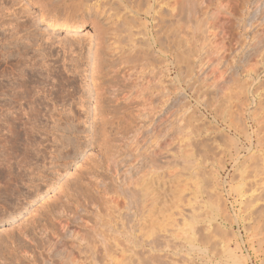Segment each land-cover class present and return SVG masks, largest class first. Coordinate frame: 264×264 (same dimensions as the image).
<instances>
[{
	"label": "rangeland",
	"instance_id": "1",
	"mask_svg": "<svg viewBox=\"0 0 264 264\" xmlns=\"http://www.w3.org/2000/svg\"><path fill=\"white\" fill-rule=\"evenodd\" d=\"M237 1L140 0L131 48L72 25L81 0H0V264H264V47L219 31Z\"/></svg>",
	"mask_w": 264,
	"mask_h": 264
},
{
	"label": "bare ground",
	"instance_id": "2",
	"mask_svg": "<svg viewBox=\"0 0 264 264\" xmlns=\"http://www.w3.org/2000/svg\"><path fill=\"white\" fill-rule=\"evenodd\" d=\"M152 1V0H151ZM158 4L161 3L164 5V3L166 2V0H155ZM202 1V0H201ZM239 1V0H238ZM237 1V2H238ZM140 0H93V2H89L88 0H81V5L77 6L75 9H71L72 10V13H71V16L73 17L72 18V25H77V26H82L85 24V22L91 18V16L93 15V13L95 14V20H96V24H95V30H96V34H97V39H98V44L101 46H107V47H116V46H121V44L125 45V46H128V47H135L137 45L140 46V44H144L145 41H141V39H139L138 35H142V33L145 31L144 28V31L142 32V30H139V29H135L134 27L135 26H132V23L133 25L135 24L136 20H138V15H140L141 13V10H143L144 14L145 12L147 14H149V11L148 10H145L143 9L144 6L142 4L139 3ZM173 2V5H171V10L175 11V8H177L179 6L182 7L183 11L185 10L187 12V17H191V16H194L195 14L197 15V12L200 13L197 9V4L199 2V0H172ZM169 3V1L167 2ZM236 3V2H234ZM171 4V3H169ZM203 4V3H202ZM225 4V3H224ZM233 4V3H232ZM168 5V4H167ZM238 5V6H237ZM235 5L236 8H233L235 10L232 11V14H238L237 18H238V21L235 22V21H232L230 23V21L228 22V18H227V22L230 23V25H220V27L218 26V24L216 25V27L218 26V28L220 29L219 31L222 32V33H227V34H232V33H229V32H232V30L234 31L235 29H238L237 30V34L240 38V40L236 39L237 42L234 43L232 39H230L229 37V41L231 43H229V46L232 45V44H236L238 47H241V48H244L246 49L247 52H255L256 50H260L264 47V0H240L239 4ZM143 6V7H141ZM160 6V5H159ZM217 6V5H215ZM225 6V5H224ZM227 6V5H226ZM225 6V7H226ZM147 7L149 8V5L146 6V9ZM199 7V5H198ZM222 7V5H221ZM157 8V7H156ZM164 8V7H163ZM169 8V7H168ZM201 8V6H200ZM206 8V7H205ZM216 8V7H215ZM224 8V7H223ZM227 8V7H226ZM225 8V10H226ZM229 8V7H228ZM231 8V7H230ZM229 8V9H230ZM178 9V8H177ZM218 9V8H217ZM222 9V8H221ZM170 10V9H168ZM179 10V9H178ZM177 10V11H178ZM201 10V9H199ZM203 10V9H202ZM151 11V10H150ZM184 11V12H185ZM205 11V10H204ZM228 11V10H227ZM142 12V13H143ZM154 13V12H153ZM172 13V12H171ZM178 13V12H177ZM205 13V12H204ZM213 13V12H212ZM219 13V12H218ZM217 13V14H218ZM228 13V12H227ZM231 13V12H230ZM247 13V14H245ZM176 13L174 12V15ZM185 14V13H184ZM214 14V13H213ZM216 14V13H215ZM216 14V15H217ZM221 14V13H219ZM218 14V15H219ZM244 14L246 15V17H244ZM69 15V14H68ZM151 15V14H150ZM156 14H153V20H157V17H155ZM182 15H183V12H182ZM181 15V16H182ZM195 15V17H196ZM224 15V14H223ZM94 16V15H93ZM172 16V15H171ZM230 16V15H229ZM233 16H236V15H233ZM174 17H177V15H175ZM214 16H212L213 18ZM218 17V16H217ZM225 17V16H224ZM186 18V17H185ZM184 18V21H186V19ZM198 18V16H197ZM216 18V16H215ZM221 18V17H220ZM219 18V19H220ZM232 18V17H230ZM183 19V18H182ZM192 20V17L190 18ZM189 19V20H190ZM194 19V17H193ZM196 19V18H195ZM218 19V18H217ZM224 19V18H223ZM173 20V19H172ZM176 20V19H175ZM190 20V21H191ZM198 20V19H196ZM213 20H215L213 18ZM222 20V19H221ZM236 20V19H235ZM143 21V20H142ZM141 21V22H142ZM188 21V19H187ZM193 21V20H192ZM195 21V20H194ZM137 22H140V21H137ZM216 22V21H215ZM223 22V21H222ZM226 22V20H225ZM226 22V23H227ZM153 26L156 28V25H157V21H153ZM155 23V24H154ZM171 23V22H170ZM170 23L168 25H162V26H158V28L152 32V42H148V46L150 45H160V47L163 46V42H162V39L160 38H157L155 35H157L158 33L162 32V35L165 36V38L167 40H169V34H171L174 29L172 25H170ZM213 23V22H212ZM218 23V22H217ZM138 24V23H137ZM145 24V23H144ZM189 24V23H188ZM195 24V23H194ZM222 24V23H220ZM224 24V23H223ZM141 25V24H140ZM143 25V24H142ZM160 25V24H159ZM152 26V28H153ZM260 26H263L260 28ZM139 27V26H137ZM181 27V26H180ZM188 27V26H187ZM192 27H193V22H192ZM201 27V26H200ZM207 27V26H206ZM191 28V27H190ZM209 28V27H208ZM147 30V29H146ZM177 31V29H175ZM178 30H179V27H178ZM188 30H189V27H188ZM215 30V29H214ZM258 30H260L258 32ZM190 31V30H189ZM207 31V30H206ZM218 31V30H217ZM218 31V32H219ZM171 32V33H170ZM205 32V30H204ZM210 32V30H209ZM236 32V31H235ZM149 33V31H148ZM189 33V32H188ZM202 33V32H201ZM144 34V33H143ZM191 34V33H190ZM174 35V34H173ZM209 35V34H208ZM230 36V35H228ZM233 36V35H231ZM237 36V35H236ZM237 36V37H238ZM142 37H145L142 36ZM173 37V36H172ZM212 37V36H211ZM215 37V35H214ZM171 38V37H170ZM146 41L148 39H145ZM171 40V39H170ZM169 40V41H170ZM232 40V41H231ZM248 40V41H247ZM163 41H166V40H163ZM222 41V40H221ZM220 41V42H221ZM216 42V41H215ZM219 42V40H218ZM224 42V41H222ZM222 42L219 44V43H216L217 45H224L222 44ZM146 44V43H145ZM150 44V45H149ZM166 44V43H164ZM168 44V43H167ZM199 44V43H198ZM212 45V44H211ZM228 45V43H227ZM236 45H232L233 46H236ZM225 46V45H224ZM168 47V46H167ZM228 48V47H227ZM231 48V46H230ZM235 48V47H233ZM174 56V55H173ZM177 57V55H176ZM179 58H177L178 60ZM180 60V59H179ZM179 60L177 62H175L174 60V63H178ZM189 61V60H188ZM190 62V61H189ZM192 63H190L187 67L189 68V66L191 65ZM180 66V65H179ZM184 67V66H183ZM191 67V66H190ZM188 71V70H186ZM185 71V76H186V72ZM181 72V71H180ZM192 72V71H191ZM192 74V73H190ZM184 76V77H185ZM188 76V75H187ZM186 76V77H187ZM191 79V78H190ZM194 79V78H193ZM197 81V80H196ZM188 82V81H187ZM190 84L189 85H194L192 84L191 82H189ZM194 83V82H193ZM189 86V87H191ZM193 87V86H192ZM191 87V89H192ZM193 89H198V87L196 88H193ZM194 90V91H195ZM193 91V92H194ZM199 89L196 91L198 92ZM195 93V92H194ZM193 93V94H194ZM204 93V92H203ZM196 94V93H195ZM197 95V94H196ZM201 95V94H200ZM198 97V95H197ZM153 102V101H152ZM161 118H159L160 120ZM162 120V119H161ZM156 121V120H155ZM158 121V120H157ZM145 129V128H144ZM151 129L147 128L145 133L147 131H149ZM143 131V130H142ZM153 131V130H152ZM154 132V131H153ZM144 133V134H145ZM149 133V132H147ZM154 134V133H153ZM156 135V133H155ZM153 137V135H152ZM158 137V136H157ZM156 137V138H157ZM161 137V136H160ZM154 139V137H153ZM153 139H150L151 141H153ZM159 139V137H158ZM157 139V140H158ZM157 140H155L154 142H157ZM153 142V143H154ZM150 143V141H149ZM144 145V144H143ZM182 151V149H181ZM179 152V154H181V157H185V158H188L190 157V155L192 154H189V153H182V152ZM151 154V153H150ZM179 157V156H178ZM262 169V168H261ZM256 170V169H255ZM260 169H258V171H252L250 173H252V175L250 174V177L253 178V181H251L249 184H250V188H254V185L259 182L258 180L262 181L263 179H260L262 177V174L264 172H260L259 171ZM258 175L259 178L257 177ZM258 178V179H257ZM264 178V177H262ZM13 179V178H12ZM11 179V180H12ZM248 182V181H247ZM205 183V182H204ZM245 183V182H244ZM260 183V182H259ZM258 183V184H259ZM248 183H246L247 185ZM243 185V183L241 184ZM245 185V184H244ZM243 185V186H244ZM204 186V184H203ZM206 186V184H205ZM208 186V185H207ZM240 187V186H238ZM8 188V187H7ZM206 188V187H205ZM245 188V187H244ZM242 188V189H244ZM238 189V188H237ZM255 190V189H254ZM254 190L252 189L251 191L254 192ZM235 191H236V188H235ZM252 192V193H253ZM240 193V192H239ZM244 193V192H243ZM239 195V194H238ZM252 196V195H251ZM250 196V197H251ZM248 200V199H247ZM252 200V199H251ZM253 201V200H252ZM251 202V201H249ZM248 203V202H247ZM250 204V203H249ZM213 205V204H212ZM215 206V205H213ZM217 206V205H216ZM215 206V207H216ZM217 209V207H216ZM219 209V207H218ZM217 209V210H218ZM212 234V233H211ZM205 235V234H204ZM208 236V235H207ZM191 237V236H190ZM192 239L194 237H191ZM207 238V237H206ZM205 239V238H204ZM193 241V240H192ZM228 249V248H227ZM228 251V256L230 259H232L233 261L236 260L234 254L228 249L226 250ZM244 260V259H243Z\"/></svg>",
	"mask_w": 264,
	"mask_h": 264
}]
</instances>
